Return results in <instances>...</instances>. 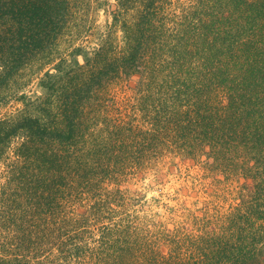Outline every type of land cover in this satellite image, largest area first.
Instances as JSON below:
<instances>
[{"label": "trees", "instance_id": "trees-1", "mask_svg": "<svg viewBox=\"0 0 264 264\" xmlns=\"http://www.w3.org/2000/svg\"><path fill=\"white\" fill-rule=\"evenodd\" d=\"M112 1L0 0V107L28 67L52 66L37 83L49 99L37 106L36 95L21 94L17 99L33 106L32 112L0 118V157L15 145L13 164L21 162L14 181L28 197L22 192L18 198L31 204L13 208L4 202L0 208V264L32 263L40 245L34 241L45 236L17 237L27 222L23 218L41 219L42 211L49 215L53 192L74 177L69 169L77 177L89 176L120 163L121 157L110 163L83 154L82 124H97L99 117L89 115L95 102L101 106L102 93L134 77V97L125 104L132 111L120 120L109 116L106 124H177L174 130L183 138L211 135L218 141L200 143L211 156L220 149L216 159L244 148L246 176L256 184L242 210L248 228L239 232L254 234L255 218L264 220V0ZM108 9L111 24L98 43L81 44L82 35H91L89 12ZM51 101L55 112L49 111ZM118 128L122 139L117 141L124 142L129 130ZM221 244L215 250L219 263L264 264V245L250 251L233 246L227 252ZM206 258L215 263L210 254Z\"/></svg>", "mask_w": 264, "mask_h": 264}, {"label": "rangeland", "instance_id": "rangeland-1", "mask_svg": "<svg viewBox=\"0 0 264 264\" xmlns=\"http://www.w3.org/2000/svg\"><path fill=\"white\" fill-rule=\"evenodd\" d=\"M110 10L89 12L91 29L87 33L91 35H82L81 44L94 47L98 43L111 24ZM68 44L63 42L59 51L63 53ZM39 66L35 63L21 73L9 91L11 98L0 107V118L32 112L33 106L24 107L17 99L21 94L36 95L37 106L49 99L37 83L52 66L44 70ZM137 81L138 77L131 78L102 93L101 106L95 102L89 115L95 120L99 117L97 124L94 119V124H82L83 154L104 156L102 160L110 163L121 157L120 163L106 164L89 176L77 177L69 169L74 177L53 192L49 215L42 211L41 219L32 215L23 218L27 222L17 237L26 232L45 236L34 241L40 245L30 264H210L205 254H210L214 264H235L226 260L219 263L215 256L218 241L220 247L227 246V252L233 246L250 251L264 245V220L255 218L254 234L238 229L247 224L242 210L247 208L249 191L256 184L246 176L244 148L224 152L216 159L214 153L220 149L211 156L200 143L218 141L211 135L183 138L174 130L177 124H106L109 116L119 120L128 117L126 112L132 108L125 104L134 97ZM55 108L52 102L49 111L55 112ZM119 126L129 130L124 142L117 141L122 139ZM14 149L12 143L0 157V208L5 203L13 208L21 202L30 203L18 198L22 192L25 197L27 194L14 181L15 168L21 162L13 164ZM19 170H24L22 163ZM241 235L246 237L244 241L238 239Z\"/></svg>", "mask_w": 264, "mask_h": 264}]
</instances>
